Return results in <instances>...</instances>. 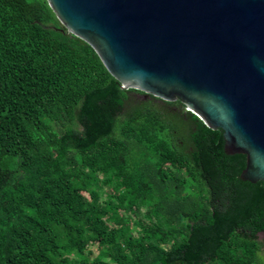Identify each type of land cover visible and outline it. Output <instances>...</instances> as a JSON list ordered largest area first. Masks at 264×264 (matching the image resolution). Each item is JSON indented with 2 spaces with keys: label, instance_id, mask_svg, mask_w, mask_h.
<instances>
[{
  "label": "trees",
  "instance_id": "1",
  "mask_svg": "<svg viewBox=\"0 0 264 264\" xmlns=\"http://www.w3.org/2000/svg\"><path fill=\"white\" fill-rule=\"evenodd\" d=\"M245 167L182 101L123 89L46 0H0V264H264Z\"/></svg>",
  "mask_w": 264,
  "mask_h": 264
},
{
  "label": "water",
  "instance_id": "2",
  "mask_svg": "<svg viewBox=\"0 0 264 264\" xmlns=\"http://www.w3.org/2000/svg\"><path fill=\"white\" fill-rule=\"evenodd\" d=\"M125 90L182 101L264 182V0H46Z\"/></svg>",
  "mask_w": 264,
  "mask_h": 264
},
{
  "label": "rangeland",
  "instance_id": "3",
  "mask_svg": "<svg viewBox=\"0 0 264 264\" xmlns=\"http://www.w3.org/2000/svg\"><path fill=\"white\" fill-rule=\"evenodd\" d=\"M260 239L264 240V234H260ZM93 250L95 253H98L97 247H94Z\"/></svg>",
  "mask_w": 264,
  "mask_h": 264
}]
</instances>
